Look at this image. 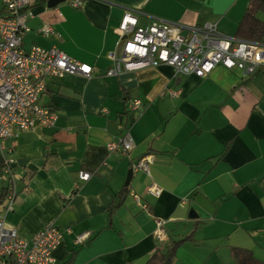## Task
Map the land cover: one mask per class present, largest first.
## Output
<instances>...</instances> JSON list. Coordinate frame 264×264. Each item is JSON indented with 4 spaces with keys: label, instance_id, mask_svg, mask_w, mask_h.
Returning <instances> with one entry per match:
<instances>
[{
    "label": "crops",
    "instance_id": "obj_1",
    "mask_svg": "<svg viewBox=\"0 0 264 264\" xmlns=\"http://www.w3.org/2000/svg\"><path fill=\"white\" fill-rule=\"evenodd\" d=\"M47 1L32 5L22 48L55 46L91 65L92 74L48 79L39 102L56 113L54 126L6 141L8 157L20 162L12 168L16 196L6 225L28 239L54 220L62 240L49 264H145L156 248L190 233L172 264H233L231 247L264 260V66L245 77L223 66L183 76L167 65L105 75L127 10L139 26L154 16L184 27L216 24L235 37L249 0ZM45 23L51 36L39 33ZM126 132L132 149L108 152L106 144ZM140 159L148 172L132 169ZM80 171L89 179L80 181ZM151 184L159 196L147 192ZM191 209L196 217L188 216ZM156 218L165 220V242L153 237Z\"/></svg>",
    "mask_w": 264,
    "mask_h": 264
},
{
    "label": "built area",
    "instance_id": "obj_2",
    "mask_svg": "<svg viewBox=\"0 0 264 264\" xmlns=\"http://www.w3.org/2000/svg\"><path fill=\"white\" fill-rule=\"evenodd\" d=\"M34 2L2 0L3 13L0 14V157L8 187L0 207V264H49L53 261L52 252L62 240V233L54 220L46 222L28 239L20 237L14 227L6 225L5 214L12 211L16 196L11 168L13 160L8 157L10 149L6 141L36 126H54L56 113L39 102L48 79H59L65 75L88 78L92 74L91 65L70 58L55 46L48 49L37 45L28 50L22 48L23 37L29 31L28 21L33 18L31 7ZM71 4L78 7L81 0H73ZM182 29L187 33L182 34ZM117 32L119 46L110 54L111 65L105 72L106 76L167 65L183 76L203 77L216 66H223L238 69L245 77L264 66V43L224 35L212 23L184 27L180 23L151 16L147 25L139 26L135 11L127 10ZM39 33L48 37L53 34V29L45 23ZM139 106V101H134L130 110L136 111ZM132 147V139L127 132L106 144L108 152L127 153ZM132 169L148 172L147 161H136ZM89 177L90 173L86 171L78 173L80 181ZM147 192L156 197L161 189L151 184ZM131 196L139 207H145L137 195ZM164 224V219H155L153 237L158 242L167 241ZM82 239L78 236L76 242Z\"/></svg>",
    "mask_w": 264,
    "mask_h": 264
},
{
    "label": "trees",
    "instance_id": "obj_3",
    "mask_svg": "<svg viewBox=\"0 0 264 264\" xmlns=\"http://www.w3.org/2000/svg\"><path fill=\"white\" fill-rule=\"evenodd\" d=\"M260 15H264V0H249L246 10L238 22L234 36L242 40L264 43V20L260 18ZM3 167L4 164L0 157L1 176H3ZM7 193V185L0 188V207L2 206ZM126 194V189L118 194L117 200L112 204V208L118 207L122 203ZM191 240H193L192 233L179 240L167 242L161 250L156 248L145 264H172L177 249L184 242ZM230 253L233 259V264H264V260L257 261L252 252L244 248L231 247Z\"/></svg>",
    "mask_w": 264,
    "mask_h": 264
},
{
    "label": "water",
    "instance_id": "obj_4",
    "mask_svg": "<svg viewBox=\"0 0 264 264\" xmlns=\"http://www.w3.org/2000/svg\"><path fill=\"white\" fill-rule=\"evenodd\" d=\"M59 1H61V0H48V1H47V5H48L49 7H51V6L56 5ZM19 164H20V162L17 161V162H15V163L11 164V168H15V167H16L17 165H19ZM130 176H131V170H129L128 173H127V175H126L125 182H124V186H127V185H128V182H129ZM188 216H189L190 218H191V217H196V215L193 213L192 209L189 210V214H188Z\"/></svg>",
    "mask_w": 264,
    "mask_h": 264
},
{
    "label": "rangeland",
    "instance_id": "obj_5",
    "mask_svg": "<svg viewBox=\"0 0 264 264\" xmlns=\"http://www.w3.org/2000/svg\"><path fill=\"white\" fill-rule=\"evenodd\" d=\"M5 176V175H4ZM4 176H3V178H4ZM5 178L7 179V177L5 176ZM184 243H187L188 244V241H186V242H184ZM183 243V244H184ZM181 247V246H180ZM180 247L178 248V249H180ZM178 249H177V251H178ZM177 253V252H176Z\"/></svg>",
    "mask_w": 264,
    "mask_h": 264
}]
</instances>
